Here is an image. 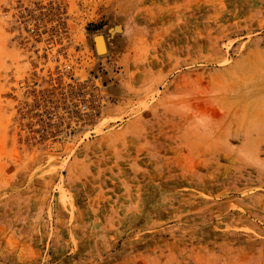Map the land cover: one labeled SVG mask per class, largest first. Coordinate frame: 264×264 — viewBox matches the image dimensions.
<instances>
[{
  "label": "rangeland",
  "instance_id": "obj_1",
  "mask_svg": "<svg viewBox=\"0 0 264 264\" xmlns=\"http://www.w3.org/2000/svg\"><path fill=\"white\" fill-rule=\"evenodd\" d=\"M0 264H264V0H0Z\"/></svg>",
  "mask_w": 264,
  "mask_h": 264
},
{
  "label": "water",
  "instance_id": "obj_2",
  "mask_svg": "<svg viewBox=\"0 0 264 264\" xmlns=\"http://www.w3.org/2000/svg\"><path fill=\"white\" fill-rule=\"evenodd\" d=\"M98 38H103V37H102V36H97V37H96V47H97V51H99V49H98V41H97Z\"/></svg>",
  "mask_w": 264,
  "mask_h": 264
},
{
  "label": "built area",
  "instance_id": "obj_3",
  "mask_svg": "<svg viewBox=\"0 0 264 264\" xmlns=\"http://www.w3.org/2000/svg\"><path fill=\"white\" fill-rule=\"evenodd\" d=\"M83 108H87V106H86V105H84V106H83Z\"/></svg>",
  "mask_w": 264,
  "mask_h": 264
}]
</instances>
